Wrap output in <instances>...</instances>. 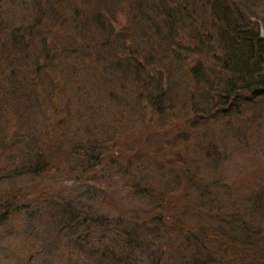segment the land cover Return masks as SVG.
I'll return each instance as SVG.
<instances>
[{"label":"rangeland","instance_id":"1","mask_svg":"<svg viewBox=\"0 0 264 264\" xmlns=\"http://www.w3.org/2000/svg\"><path fill=\"white\" fill-rule=\"evenodd\" d=\"M40 1L0 0V264H244L222 234L264 191V92L221 96L223 52L197 23L166 42L164 16L128 0ZM229 1L264 37V0ZM29 32L39 56L13 63Z\"/></svg>","mask_w":264,"mask_h":264},{"label":"trees","instance_id":"2","mask_svg":"<svg viewBox=\"0 0 264 264\" xmlns=\"http://www.w3.org/2000/svg\"><path fill=\"white\" fill-rule=\"evenodd\" d=\"M44 1L45 0H41L40 2L43 3ZM254 1L255 3L258 2L257 0ZM128 2L131 7L134 8V12L138 15H142L146 20L149 19L148 16L150 11L154 12L157 18L160 15L164 16L162 23L168 24L167 35L163 31L160 23L158 25L154 24L152 27L156 36L161 34V39L164 41H166L165 39H174L177 34L175 31L182 28H189L192 32H196L197 34L202 32V30H212L217 34L218 44L223 52L221 67L225 69L227 73L229 72L220 93L224 99L226 98L225 100L228 101L232 97L239 96L242 92L254 93V91H256L254 95L264 92V44L259 37V28L257 24L246 23L245 19L246 17L248 18L250 14L245 7L240 9L236 6L234 1L229 0H131V2L128 0ZM202 3L209 5V16H207L209 20L206 21L205 24L203 21L199 20L196 16L197 11L194 10L196 6H198L197 4L200 5ZM52 10L53 8L51 7V12ZM41 13H38L39 18L43 16ZM103 22L104 21H101L99 17H97L94 23L100 29H106ZM243 22L245 24H243ZM194 23H197V26H202V30L196 28ZM32 34L33 32L27 33L28 41L25 44L23 41L18 43V40L13 36L14 39L11 44L14 51L13 60H15L13 63L20 58V56L18 57L16 55L19 54V52H22V56L25 58L29 56L27 54L30 52L33 53L32 56L35 58L39 56L37 54L38 52L35 50L36 46L34 45H36V41L32 38ZM115 41L116 40H114V42ZM44 46H42L44 49H42L43 53L47 54L48 52H46ZM20 48L23 49L20 50ZM128 64L131 65L128 60H121L117 63L118 66L121 65L124 68L129 67L130 65ZM131 66L134 67V65ZM196 68L195 65L191 70V73L195 77H197L198 71ZM159 80L161 79L159 78ZM205 80L204 82L205 85H208V94L210 95L212 88H209V84ZM149 83V85H154L155 89L153 91L157 94L156 98L153 99L151 96L150 99L155 102L154 106L158 108L160 106L158 104V100L160 99L159 95H164L163 97L166 98L164 91L161 89L162 83L159 81L155 85L152 80L149 81ZM211 95L214 94L212 93ZM227 101H225V103ZM163 107H166L165 103L162 104V109ZM263 192L264 191L255 193L251 196L250 201L253 206L251 205L247 219H243L239 216L232 217V222L227 224L229 228L234 226V229L228 230L229 233L222 234L226 237L224 245L227 246L229 257L234 258L237 256L235 260L244 262V264H264V236L260 235L264 227ZM3 209L6 214L9 212L7 207ZM246 223H248L249 227L248 225H244ZM249 229L250 234H248ZM141 237L142 236L139 237L140 240ZM194 243L199 244L197 238L194 239ZM136 247L138 248L139 245H135L134 249ZM195 250V254L191 255L190 264H208L209 256L206 252L202 249ZM132 251L134 254H138L137 250ZM207 252L211 253L210 250ZM249 252L251 255H248Z\"/></svg>","mask_w":264,"mask_h":264}]
</instances>
